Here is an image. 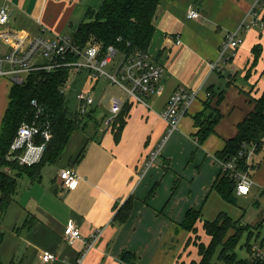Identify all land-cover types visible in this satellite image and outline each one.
Instances as JSON below:
<instances>
[{
	"label": "crops",
	"instance_id": "crops-1",
	"mask_svg": "<svg viewBox=\"0 0 264 264\" xmlns=\"http://www.w3.org/2000/svg\"><path fill=\"white\" fill-rule=\"evenodd\" d=\"M102 1L0 0V8L10 13L4 28L53 37L74 34L85 11L99 8ZM251 7L252 0H160L147 54L163 66L161 93L149 96L148 106L127 101L119 121L117 117L110 127L103 120L110 99L118 96L106 88L95 94L98 81L91 82L85 72L76 76L81 89L92 93L91 116L83 118L84 129L72 132L58 160L45 165L38 179L24 174L17 180L21 209L16 208L17 188L1 221V264H75L83 253L80 264H119L124 250L135 256L134 264H188L199 259L190 242L195 234L181 223L189 210L200 211L201 220L210 221L225 210L210 190L222 171L215 154L236 135L237 125L254 108L252 98L264 90V10L253 16ZM192 8L198 10V19L187 18ZM241 25L242 42L234 56L218 61L224 36ZM255 47L261 51L253 65ZM179 87L197 91V97L178 129L163 142L166 123L161 113ZM10 88L9 80L0 78V125ZM221 92L223 99L217 104ZM213 110L221 117L214 132L198 145L194 117ZM161 143L157 160L146 167ZM65 167L78 176L73 190H65L58 177ZM250 175L248 194L236 196L252 203L230 217L250 226L251 237H257L264 235L259 231L264 227V152L252 156ZM127 201L129 216L119 223L115 216ZM201 220L195 225L199 236ZM69 221L83 240L97 235L91 249L85 252L82 240L66 243L63 231ZM249 231L240 240L243 246ZM201 239L209 242L208 236ZM44 251L56 260L42 262ZM247 256L246 251L243 259Z\"/></svg>",
	"mask_w": 264,
	"mask_h": 264
},
{
	"label": "trees",
	"instance_id": "trees-1",
	"mask_svg": "<svg viewBox=\"0 0 264 264\" xmlns=\"http://www.w3.org/2000/svg\"><path fill=\"white\" fill-rule=\"evenodd\" d=\"M159 1L103 0L99 8H88L85 11L83 20L73 34V42L79 48H84L87 44H97L101 50L113 46L124 55L137 51L147 53L154 33L153 20ZM200 1L202 0H197V3ZM260 51L259 47L253 49V65L257 62ZM68 74L69 70L65 68L49 73L43 71L30 73L24 84L11 85L9 90V101L0 125V246L4 238L1 221L17 192V180L24 174L30 175L33 180L38 179L45 165H52L58 160L72 132L85 127L84 119L79 118L76 111L69 108V101L60 93ZM222 99L223 92L217 96V104ZM32 100H36L43 107L44 113L49 116L52 138L47 143L39 163L32 166H20L15 161L7 160L6 155L21 122L34 117ZM252 101L254 108L237 125L236 135L215 154L219 162L225 164L232 161L240 171L247 168L246 154L248 152L253 155L264 152V90L258 97L252 98ZM126 105L123 106L121 112ZM90 113L89 111L86 117L91 116ZM120 115L117 118L118 121ZM220 117L217 110H213L210 115L201 114L194 117L198 145L214 132ZM3 166L8 167L10 173L1 171ZM235 189L234 179L223 170L210 188L223 201L231 204L236 203ZM130 210L131 206L127 201L117 212L116 221L124 222ZM200 214V211L189 210L181 225L192 231L193 227L196 228ZM201 221L202 229L209 237V242L206 245L195 244L199 261L192 260L189 264H211V258L218 248H220L219 261L226 264L246 262V259L237 261L234 250L239 245L244 232L250 230V226L240 225L239 220H233L224 212L218 213L211 221ZM259 225H254V227L258 229ZM230 229H233V233L228 235ZM250 233L249 231L246 245H249ZM119 259L134 264L132 261L135 260V256L130 251L124 250Z\"/></svg>",
	"mask_w": 264,
	"mask_h": 264
},
{
	"label": "built area",
	"instance_id": "built-area-1",
	"mask_svg": "<svg viewBox=\"0 0 264 264\" xmlns=\"http://www.w3.org/2000/svg\"><path fill=\"white\" fill-rule=\"evenodd\" d=\"M264 10V0H252V15L256 11ZM188 19H198L200 14L197 9L187 11ZM10 13L6 7L0 8V78H6L11 85H22L28 75L34 72H52L60 69H68L69 74L60 93L65 95V89L70 83L74 84L78 73L85 72L88 79L96 83L101 78L110 84L117 86L124 97H112L110 99L109 113L104 118V126L110 127L118 117L123 105L127 101L148 106V97L161 93L160 78L163 74V66L155 63L147 53L134 52L129 55L120 53L115 47L108 46L101 50L97 44H87L79 48L70 35H55L46 37L42 33L30 35L20 30L4 28L8 23ZM255 22L253 19L252 23ZM244 31V25L228 32L220 45L218 61H229L239 48L242 40L239 33ZM179 43V41H177ZM110 71L107 70V68ZM217 67V62L211 65V70ZM210 96V93H207ZM197 91L177 88L169 97L161 113L166 123L163 142L178 129L179 123L187 114L191 103L196 99ZM76 107L73 109L79 118L83 119L91 110L94 99L91 91L80 90L75 93ZM34 117L31 120L21 122L10 149L6 155L9 161H15L20 166H32L39 163L52 138L51 121L44 113L43 107L36 101H31ZM162 143L151 153L146 167L157 160ZM253 154H246V170L240 171L234 162L222 163V170L227 171L229 177L234 179L236 195H247L252 184L251 158ZM63 188L67 191L77 187L79 179L73 168L65 167L59 174ZM79 230L72 221H69L63 231V239L68 244L77 240L84 241L85 252L92 248L97 241V235L90 240H83ZM248 256L243 264H264V237L256 238L249 243ZM84 257L81 254L75 264H80ZM42 262L56 260V256L44 251ZM119 264H129L121 261Z\"/></svg>",
	"mask_w": 264,
	"mask_h": 264
},
{
	"label": "rangeland",
	"instance_id": "rangeland-1",
	"mask_svg": "<svg viewBox=\"0 0 264 264\" xmlns=\"http://www.w3.org/2000/svg\"><path fill=\"white\" fill-rule=\"evenodd\" d=\"M71 35V34H70ZM71 37H73V34L71 35ZM107 68V67H106ZM108 71H110V69L107 68ZM80 75V73H78L77 77ZM80 84H77V81H75L74 84L70 83L69 85H67L66 89H65V95H66V99L69 101L68 103V106L70 109H74L76 107V102H75V93L82 90L80 87ZM87 86H85V88H87ZM104 88H106V92L107 93H115V95H117L118 97H124V93L115 85H112L110 84L106 79L104 78H101L100 80H98V85L95 89V94L99 93L100 91H103ZM94 94V95H95ZM7 99V95L5 96V100ZM100 115V113L98 114ZM99 117V116H98ZM98 122L100 123V121L98 120ZM1 171H3L4 173H10V170L8 167H1ZM18 191H19V194L18 196L16 197V208L17 209H21V181H19V185H18ZM212 195H215L221 202H222V206L223 208L226 210H221L220 212H224L226 214H228L229 216L232 217V215H230V213L234 212L235 213H238V212H242L243 210H246L249 205L252 203L251 201L249 200H246L245 198H242V197H238L236 196V203L235 204H231V203H227L225 201H223L214 191H212L211 193ZM209 205L213 206L215 205V203L213 201H210L209 202ZM215 207V206H214ZM199 221L201 220L202 218V215L200 214V217H199ZM234 218V217H232ZM235 220V219H233ZM197 223V222H196ZM259 231L264 234V227L262 228H259ZM192 232L195 234L194 238H192L190 240V242L195 245V244H208V242L206 243L205 241H203L201 238L202 237H207L206 234L202 231V233L200 234V236L197 234V229L196 228H192ZM230 233H233V229H230L229 232H228V235ZM247 236V234H246ZM264 237V235H258L257 237H251L250 240H249V243H252L256 238H262ZM196 246V245H195ZM246 251H250L249 249V245H241V242L240 244L236 247V249L234 250V253H235V256H236V260H241L244 258L245 254H246ZM220 252V248H218L215 252V254L212 256L211 258V264H226L225 262L223 261H219V258H218V254ZM195 261H199L198 260H195ZM191 262V261H190ZM189 262V263H190ZM188 263V264H189Z\"/></svg>",
	"mask_w": 264,
	"mask_h": 264
}]
</instances>
